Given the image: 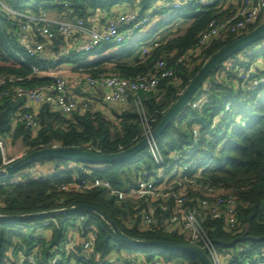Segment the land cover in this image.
I'll use <instances>...</instances> for the list:
<instances>
[{"label":"trees","instance_id":"obj_1","mask_svg":"<svg viewBox=\"0 0 264 264\" xmlns=\"http://www.w3.org/2000/svg\"><path fill=\"white\" fill-rule=\"evenodd\" d=\"M54 1L5 0L20 11L38 12L47 8L57 13L67 12L70 18L87 20L98 12L116 16L119 13H111L112 10L127 5L131 10L139 11L141 16L151 15L152 21L154 17L173 11L176 12V18L182 17L190 23L185 34L162 46H158V40L140 44L141 38H138L122 45L104 44L89 53L73 52L56 64H51L44 60L45 56H29L23 52L15 33L8 32L14 24L0 13V76H23L26 78L23 85L28 88L54 82L55 74L62 70L66 63L77 64L74 70L76 73H88L93 76L116 74L130 79L156 72L160 59H164L175 69V76L161 79L154 92L130 95L126 105L107 102V110L118 106L124 108L118 115L121 130L116 135L111 133L110 118L94 107L63 114L53 111L49 105H39V111H36L39 128L32 129L25 122H19L15 127L14 118H19L25 113H35V110L26 107L24 100L5 95L10 85L0 86V132L8 141H21L27 149L26 154L54 146L80 147L101 154H115L130 149L144 139V124L135 105V97L140 96L142 99L146 118L155 130L164 114L180 98L210 57L237 39L219 38L206 46L199 45L201 33L207 29L210 22L229 11L226 0H219L211 6H201L195 2L179 10L170 7L177 0H68L69 8L52 5ZM64 41V37L56 34L50 50L59 53L63 49ZM144 44L146 47H152L154 52L144 55L141 48ZM117 48L119 50L114 51ZM261 49L264 47L259 50L257 46L254 49L249 47L244 53L249 50L253 53L244 57L250 60V64H255L257 60L254 59ZM21 52L26 55V62L20 60L18 54ZM125 56L126 59H123ZM180 57L185 59L177 65ZM224 63L210 75L211 88L205 89L206 98L201 105L194 107L193 104L199 99H192L184 108V114L181 117L179 114L158 139L161 140L160 152L166 159L176 153L191 150L192 166L199 171V187L210 185L223 189L224 195L232 194L238 198L236 231H227L221 220L209 219L205 226L220 249L242 245L247 248L244 254L246 258L254 259L255 255L264 254V84L256 90L240 89L234 94L235 85L227 80L232 74L226 73L222 77V83L217 79ZM233 65L240 67L241 63ZM33 67H38L42 74H34ZM229 103L232 104V111L226 112V105ZM130 107L136 110L131 111ZM224 112V117L216 122L218 116ZM241 117L246 121V125L232 129ZM194 127H199L202 132L198 143L194 141ZM48 162L56 167L55 174L49 180L13 182L11 176L5 181L0 179V215L16 217L10 221L0 220V264H31L30 256L35 257L36 264H51L57 252L61 257L57 264H110L108 257L113 254L122 255V250L125 249L140 251L147 260L161 257L166 262L176 264L202 263L198 256L188 252L127 247L118 239L111 226L94 212L26 217L79 205H93L102 209L130 237L189 245L177 233H169L163 229H143L140 216L136 215L132 204L120 203L104 190L77 192L63 189L75 178L90 176L85 169H92L91 177L105 178L114 186L127 188L145 177V172L157 167L153 156L145 153L137 162L115 163L107 165L104 169L93 168L88 164L84 169H71L69 164L73 161L62 159ZM197 194L203 195L202 192ZM80 220V224L76 225L75 222ZM76 229L81 237L90 232L97 234L98 259L93 257L86 260L81 247L72 251L64 249L63 242L69 232ZM241 260L243 263L244 259Z\"/></svg>","mask_w":264,"mask_h":264},{"label":"built area","instance_id":"obj_2","mask_svg":"<svg viewBox=\"0 0 264 264\" xmlns=\"http://www.w3.org/2000/svg\"><path fill=\"white\" fill-rule=\"evenodd\" d=\"M219 0H177L170 5L173 9H180L189 4L197 3L201 6H211ZM226 0V6H228ZM52 5L69 8L68 0H55ZM229 11L222 17L213 19L207 29L201 33L199 45L206 46L214 39L240 37L252 31L258 24L264 21V0H239L234 6L230 5ZM159 8H157L158 10ZM0 13L13 27L8 29L9 33H15L19 47L29 56L42 57L51 64H56L70 53H89L96 48L106 45H122L128 41H133L142 36L147 27L152 23L149 14L140 15L137 10L119 13L116 16H106L104 20L84 18H70L68 16H58L47 8H42L38 12L30 10L20 11L12 7L5 0H0ZM15 28V29H14ZM58 34L64 37L65 41L71 44L61 49L59 53H53L50 46L54 36ZM143 54L148 55L152 47L142 45ZM19 53L20 60L26 62V55ZM253 51H248L245 55H251ZM262 62L250 64L241 70L236 67L240 60L229 59L225 62L217 74V79L222 81V77L233 70L234 74L227 77L229 83L235 84L239 80L240 89L244 91L256 90L264 84V57ZM180 57L176 64L184 61ZM259 70V72H258ZM34 74L41 75L42 71L38 67H33ZM64 69L55 74L54 82L28 88L23 85L25 77L18 75H1L0 86L10 85L5 91V95L13 96L18 100H24L28 108L30 104L49 105L53 111L63 114H71L80 109H86L93 105L88 98L79 97L70 90V81L73 80L76 86L81 88L97 89L106 91L104 100L108 103L126 105L130 95L139 93H151L156 90L160 80L175 76V69L167 64L164 59H160L156 65V72L142 75L135 79L124 78L116 74H103L93 76L88 73H74L73 76H65ZM212 80L207 79L204 84L205 89L211 88ZM237 88V86H235ZM135 105L142 118L143 138L153 135L154 128L150 126L146 118L142 99L135 97ZM202 101H196L193 106H200ZM226 112L232 111V104L226 105ZM25 113L19 118H14V125L25 122L32 129H37L40 122L36 118L37 112ZM221 118L224 117V114ZM240 123V122H238ZM245 126L246 121L241 120ZM14 127V128H15ZM202 132L199 127H194V141L201 140ZM58 147V146H54ZM147 155L153 156L157 167L147 171L145 177L139 179L135 184L127 188L117 187L105 178L91 177L92 169H85V178H75L63 189L77 192H91L96 189L104 190L110 197L118 202L132 204L136 215L140 216L143 229L155 230L163 229L169 233H177L185 239L189 245L204 251L211 264H264V254H257L254 259H247L244 255L247 248L238 245L235 248L220 249L214 239L208 233L205 222L210 220H221L224 228L229 232H234L238 228L237 207L238 198L232 194L224 195L223 189L210 185L199 187V171L192 166L191 150L179 152L166 159L160 152L158 138L153 139L147 146ZM143 157V156H142ZM19 158V157H18ZM15 159L8 160L6 156V144L4 135L0 132V170L5 169ZM86 163H76L75 167L84 169ZM90 167L104 169L107 165L88 164ZM55 172H51L47 178L41 171L30 174L26 180H13V182H26L32 179H51ZM44 177V178H43ZM202 192V196L198 195ZM81 222L76 221L79 225ZM97 234L90 232L81 237L78 230H71L63 242V247L67 251H72L76 247H81L86 260L95 257L99 258L96 251ZM57 252L51 264H57L60 260ZM239 259V260H238ZM241 259H244L242 262ZM31 264H36L34 256L29 257ZM110 264H176V262H166L161 257L147 260L142 256L124 257L113 254L108 257ZM203 264V263H201Z\"/></svg>","mask_w":264,"mask_h":264},{"label":"water","instance_id":"obj_3","mask_svg":"<svg viewBox=\"0 0 264 264\" xmlns=\"http://www.w3.org/2000/svg\"><path fill=\"white\" fill-rule=\"evenodd\" d=\"M264 38V21L261 22L254 30L235 39L233 42L219 50L204 64L199 70L195 78L191 81L189 86L181 94L180 98L175 104L164 114L161 123L153 131V135L149 138H144L138 144L130 149L115 153V154H101L82 149L80 147H51L32 151L25 154L23 157L17 158L11 162L5 169L0 170V179H4L14 175L22 169L28 168L31 165L54 159H62L66 161H73L76 163H86L94 165H111L115 163L126 162L131 157L139 154L147 148L149 142L153 139L159 138L164 131L169 128L176 120L178 115L193 99L198 90L205 84L210 75L224 62L232 58L238 53L252 46L254 43ZM66 49V48H65ZM82 211L94 212L100 215L112 228L119 240L125 244H130L138 248H160L171 249L175 251H182L194 254L199 257L203 264H211L207 254L191 245L180 244L175 242H165L158 240H140L125 234L115 223V221L108 216L102 209L93 205H79L76 207L48 211L28 215L29 218L46 217L55 214L77 213ZM12 215H0V220L10 221L15 219Z\"/></svg>","mask_w":264,"mask_h":264},{"label":"rangeland","instance_id":"obj_4","mask_svg":"<svg viewBox=\"0 0 264 264\" xmlns=\"http://www.w3.org/2000/svg\"><path fill=\"white\" fill-rule=\"evenodd\" d=\"M237 2H239V0H228L227 1V4H228V6H230V5H233L234 6ZM175 17H176V12H173V11L172 12H169L165 16V23L164 24L166 26L167 25H170L171 24V21ZM156 18L157 17H154L153 18V21ZM186 24L187 23L182 22L181 25L179 27H177V28L183 30L184 28H186ZM140 38H142V36ZM143 40H145V39L142 38L140 44H143L145 42ZM256 46H257L258 50L260 48L264 47V38L261 39L260 41L256 42V43H254L252 46H250V48L251 49H254ZM249 51H251V50H249ZM257 55L259 57L260 56L264 57V49H261V51H259ZM244 56H245V53H244V51H242L241 53H239L238 55H236L235 58H234V59L240 60V63H241L240 69L241 70L247 68L249 66V64H250V60L248 58L244 57ZM257 57L254 59L255 61L256 60H257V62H262L263 61L262 58L259 59V57H258V59H257ZM228 61L229 60H227L226 62H228ZM63 66H65V65H63ZM64 68H65L64 70L66 72H64L63 75H65V76H72V75H74V72H72L73 73L72 74V73H70L71 71H69V69H66L67 67H64ZM229 74H232L233 75L234 74L233 70H231V71L229 70ZM234 85L237 86V88L234 90V94H236L237 90L238 91L240 90L239 80L236 79ZM205 98H206V93H205V87L203 85L198 90V92L195 94V96H194L193 99L194 100H198L199 99V101H203V99H205ZM91 107L93 109L94 104ZM123 109L124 108L119 107V106L118 107H111V109L109 108V110L111 112L110 115H107L106 114V116L108 118H110L109 121H110V126H111V133L113 135L118 134L119 131L121 130V127H120L121 126V121H120L118 115L121 113V111ZM130 110L133 111V110H136V108L130 107ZM183 114H184V111H182L179 116L181 117ZM222 114H224V113H222ZM222 116L223 115H219L216 122H218L221 119ZM241 120H242V117L239 119V122L240 123H238V124H241ZM224 127L227 128L228 126H224ZM226 128H224L223 130L225 131ZM160 141L161 140H159V142ZM5 144H6V156H7V159L8 160L15 159V158H18V157L20 158V157H23L26 154L27 149L25 148V146H23V143L21 141H18L17 143H14L13 141H8L7 139H5ZM145 153L147 154V149L146 150H143L139 154L131 157L129 160H127V163L130 164V163L137 162L142 156L145 155ZM55 168L56 167L52 163H49L48 161H46L45 163L38 162V163H35L32 166L28 167V168H25V169L20 170L19 172H17L14 175H12L11 178L13 180H26L30 174H33L34 175L35 172H38V171H41V173L44 174V177L47 178V176L51 173V171L55 170ZM7 179L8 178H4L2 180L5 181ZM40 179H42V178H40ZM44 180H47V179H44ZM125 245L127 247H133L130 244H125ZM122 255L124 257H134V256H137V255L142 256V257H145V255L142 252H140V251H132V250H126V249L125 250H122Z\"/></svg>","mask_w":264,"mask_h":264},{"label":"crops","instance_id":"obj_5","mask_svg":"<svg viewBox=\"0 0 264 264\" xmlns=\"http://www.w3.org/2000/svg\"><path fill=\"white\" fill-rule=\"evenodd\" d=\"M130 10L131 9L129 6L122 5L120 7L114 8L111 13H120V12L122 13V12H128ZM54 13L57 14L58 16H64V17L68 16L67 12H63V11L58 12V13L54 12ZM108 14L109 13H106V12H98L95 14L93 19L102 21V20H104V18L106 16H108ZM166 15L167 14L157 17L154 21H152L150 26L147 27L146 31L142 34V38L146 40L144 43L148 44V43H151L153 40H158L159 41L158 46H162V45L168 43L170 40L174 39L175 37L185 34L187 27L189 26L190 21L187 19H184L182 17H180V18L175 17L171 21V24L166 26L164 24ZM175 19H177V20L175 21ZM182 22L187 23L186 28H184L183 30L177 28L181 25ZM66 47H68L70 50L72 49L71 44H69L66 41L62 42V48L65 49ZM118 50H119L118 48L114 49V51H116V52ZM153 52H154V49H152L150 53H153ZM126 57L127 56H125L123 59H126ZM76 66H77V64L66 63L65 66H62V69H65L64 67H67L66 69H69V71H71L70 73H72V72L75 73L74 70H75ZM70 90L73 91L74 93H76L79 97H82V98L85 97V98L90 99L94 104V108H96L97 110L103 111L107 115H110L109 110H107L108 104L104 100V96H105L106 91L103 90L102 88H97L94 90L89 89V88H80L79 86L75 85L73 80H71L70 81ZM30 107L32 109H34L35 111H39V105H37V104H30ZM69 167L71 169L76 168L75 162H70ZM53 171H51V172H53Z\"/></svg>","mask_w":264,"mask_h":264}]
</instances>
